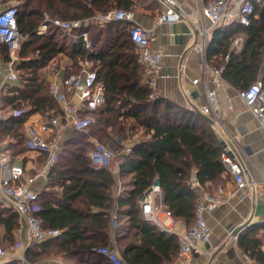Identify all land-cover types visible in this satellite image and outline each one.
<instances>
[{"label":"trees","instance_id":"1","mask_svg":"<svg viewBox=\"0 0 264 264\" xmlns=\"http://www.w3.org/2000/svg\"><path fill=\"white\" fill-rule=\"evenodd\" d=\"M18 1L16 21L22 36L20 54L29 57L14 64L21 84L12 86L1 96L4 106L10 105L13 110L21 111L19 115L10 113L0 118V139L11 137L14 140L9 144L10 150L13 153L25 150L27 137L22 126L29 115L59 111L43 72L59 54L70 60L67 74L76 72L82 60L90 59L97 77L104 84L105 102L90 111L97 116L99 126L88 134L98 142L104 140L113 145L114 139L109 131L116 133L121 140L127 137V129L142 128L144 131V138H136L130 144V150L122 156L117 176L126 177L127 181L124 189L113 197L116 175L106 167L90 166L88 152L92 143L84 132L90 130L95 119L86 131L73 130L72 136L62 144V151L58 152L57 161L37 198L36 214L41 217L43 227L57 228L61 233L27 247L26 256L38 264H54L47 259L52 256H60L74 264H111L95 249L100 245L114 244L129 264L172 263L177 257L178 236L146 219L140 211L139 198L153 183L158 184L164 208L171 216L190 226L199 195L198 189L190 185L192 175L207 191H213L228 178L216 134L195 107L153 94L130 39V22L112 20L92 29L95 23L90 21L71 34L48 23L45 32L38 31L45 15L87 19L114 9L137 11L142 6L157 14L160 4L156 0ZM84 31L92 41L91 52L84 47L81 37ZM239 33L244 36L243 47L231 49V42ZM263 51L264 8L255 4L248 24L234 22L213 29L206 54L209 58L214 56L215 63H220L223 56L229 54L223 78L240 90L257 79L264 83ZM0 59L9 61L3 43H0ZM112 212L117 221L120 216L126 218L125 223L116 221L114 242L109 235L114 220ZM17 221L16 211L0 203V241L3 247L15 243ZM260 227L264 229V222L247 225L238 233L237 243L243 253L264 264V250L261 248L264 231L256 234Z\"/></svg>","mask_w":264,"mask_h":264},{"label":"built area","instance_id":"2","mask_svg":"<svg viewBox=\"0 0 264 264\" xmlns=\"http://www.w3.org/2000/svg\"><path fill=\"white\" fill-rule=\"evenodd\" d=\"M162 5L160 11L152 18L150 25L145 26L135 21V13L132 10L114 9L98 13L89 18L61 19L50 18L45 15L38 27L40 33L45 32L48 23L58 27L62 31L71 34L84 23L95 20L103 25L112 20H124L130 22V39L137 49L138 61L141 64L143 75L157 95V79L161 76L163 53L160 49L151 47L152 40L157 36V28L160 25L185 20L189 22L197 32V42L192 46L198 52L204 70V95L205 102L199 107V111L211 119V125L224 146L221 151V159L228 175L226 185H218L213 191L203 190L198 195L194 210V220L190 226L178 236L177 259L182 264H188L193 254L197 252L199 241L208 242L211 237V228L207 221L216 207L225 203L229 198L244 195L243 192L258 186L264 200V172H260L258 183L246 177L245 157L247 150L236 144L235 140L226 132L218 114L217 90L224 82L223 71L229 54H225L220 63H210L206 58L208 45V33L215 26H228L234 22L248 24L255 4L264 8V0H194L192 8L187 9L178 0H156ZM18 0H8L0 8V43L6 45L8 50V64L14 65L29 56L20 54V38L17 29ZM84 47L91 52L92 41L89 34L81 33ZM92 61L84 59L76 72L67 74L66 69L70 65L55 64L50 62L46 67L52 77L50 89L58 102L59 111L56 114L48 113L43 121L35 127L30 126L29 137L26 140L28 150L45 155L40 169L33 174H27L22 165L14 163L7 153H0V202H5L8 207L16 211L18 215L17 226L14 229L15 244L27 248L47 238H52L61 233L57 228H44L42 219L36 214L38 191L34 188L35 180L41 176L48 177L49 172L57 161L59 143L62 132L71 127L75 130L86 131L94 122L90 111L101 106L105 102V87L97 77L96 70L92 68ZM262 65L264 66V51L262 53ZM61 72H64L62 74ZM8 80H17V72L12 69L5 72L0 69V76ZM198 79H194L196 83ZM207 82L210 85H207ZM244 106L257 119L259 127L264 131V83L257 79L246 88L237 90ZM231 109L232 106H229ZM14 115L21 111L14 109ZM3 116L0 115V118ZM133 138V136H132ZM92 149L88 153L90 166L93 168L106 167L113 173H118L122 156L130 150L125 146L121 153H115L112 149L91 139ZM190 185L198 187L199 182L195 176L191 177ZM200 187V186H199ZM146 193L145 195H143ZM139 198V208L144 217L160 224L156 212L161 207V188L153 183ZM166 213L170 215L169 211ZM115 223V219L114 222ZM234 239L237 234L229 231ZM112 242H114L112 240ZM96 252L108 258L111 264H129L121 256L118 249L110 245L96 247ZM7 254L6 249L0 246V257ZM245 264H261L247 253H243ZM19 259L25 260L23 255ZM178 263V262H177Z\"/></svg>","mask_w":264,"mask_h":264},{"label":"crops","instance_id":"3","mask_svg":"<svg viewBox=\"0 0 264 264\" xmlns=\"http://www.w3.org/2000/svg\"><path fill=\"white\" fill-rule=\"evenodd\" d=\"M178 1L187 9L192 8L194 5V0ZM160 7L162 8L161 4ZM134 13L135 21L145 26L150 25L154 17L147 15V10L144 7L134 11ZM218 26L210 29L208 38L213 29ZM197 36V32L193 26L185 20L167 23L157 28V36L152 40L151 47L153 49L158 48L163 53L161 76L157 79L156 84V90L159 94L172 99L178 104L195 107L199 110V107L205 102L203 87L206 82L204 83V70L200 55L192 48V45L198 40ZM237 36L242 41L241 47L240 45L237 46V40H235L231 43V49L240 50L243 47V34L239 33ZM233 45H236V47ZM206 58L210 63L215 64L214 56L209 58L206 54ZM52 62L56 65L59 63L70 65L69 58L62 54H59L56 61L54 60ZM0 69H3L5 74L12 69L18 72L14 68V65H10L1 59ZM43 72L47 81L50 83L52 77L49 75L47 67L44 68ZM61 73L64 74V72ZM3 76L4 74L0 76V83L3 86L0 87V90L4 94L8 93L12 86L21 84L18 78L12 81ZM194 79H198L196 83H193ZM207 85H210V83L207 82ZM190 90L192 91L191 93ZM217 98L218 114L226 132L233 137L236 144L247 150V156L245 157L246 177L258 183L260 179L259 173L264 172V131L259 127L254 115L242 103L241 98L237 94V89L225 79L222 86L217 90ZM229 106H232V108L230 109ZM12 112L13 109L10 105L4 106L0 96V115L7 116ZM43 119L44 117L40 113L29 115L22 126V130L27 137L26 139L29 137L30 126L35 127ZM209 125L216 134L210 122ZM129 138L128 140L131 144L136 138L140 137L134 133ZM11 142H14L11 137L0 139V153L9 154L12 161L22 165L27 174L36 173L43 164L45 155L30 151L26 146L25 151L13 153L9 148ZM35 156L40 157L42 161L38 160ZM115 175L117 178L116 183H118L120 177L117 176V173ZM192 176L195 175L193 174ZM227 180L228 178L225 180L226 187L230 185H228ZM46 181L47 178L41 176L35 180L33 186L38 193L44 188ZM196 189H198L199 193L205 190L201 185H198ZM243 194H237L229 198L225 203L216 207L210 214H207V221L211 228L210 240L208 242L199 241L197 243L198 251L193 254L188 264H245L247 262L243 257V251L237 243L238 234L237 238L234 239L229 234V231H233L236 226L241 225L249 219L252 221L251 223L264 222V215L261 213L264 210L262 205L264 200L258 186L255 188L251 186ZM258 201L261 203L259 207ZM1 205L8 207L5 202L1 203ZM112 213L114 219L115 213ZM156 217L163 226V228L160 227L161 229L175 233L177 236L189 227L184 220L167 214L162 202L161 207L156 212ZM258 230L260 234L264 231L261 227ZM256 234L259 235V233ZM14 244L3 247L6 249L7 254L0 257V264L6 261L12 262L13 264H38L28 259L26 256L27 248L25 249L22 246L15 247ZM261 248L264 250V239L262 240ZM21 255L25 257V260L19 259ZM58 257L60 259L62 258L60 256ZM170 264L182 263L175 258Z\"/></svg>","mask_w":264,"mask_h":264},{"label":"rangeland","instance_id":"4","mask_svg":"<svg viewBox=\"0 0 264 264\" xmlns=\"http://www.w3.org/2000/svg\"><path fill=\"white\" fill-rule=\"evenodd\" d=\"M6 2H3V1H0V8H2L3 6H4V4H5ZM157 6V5H156ZM142 7H144V6H142ZM146 10H147V15H150V16H154L155 14H156V12L154 13L153 12V9H148V8H146ZM154 11H156V9L154 10ZM157 11H158V9H157ZM92 23H95L94 24V26H92V29H96V27L97 26H102L101 24H99L98 22H96L95 20H93L92 21ZM97 25V26H96ZM235 40H237V46L238 45H240V47H241V44H242V41L240 40V39H238V36H236L235 38H233V40H232V42H234ZM231 42V43H232ZM233 46H235L236 47V45H233ZM136 49V48H135ZM136 52H137V49H136ZM17 78L19 79V76H18V72H17ZM0 87H3V86H1V83H0ZM0 92H1V95L0 96H2V95H4V93H2V90H0ZM3 97V96H2ZM43 115V114H42ZM47 116V114H44L43 115V117H46ZM91 116L95 119V122H94V124H93V126L90 128V130H87L86 132H84V133H86V134H88L90 131H94V130H96L97 129V127L99 126V124H98V121H97V116L95 115H93V114H91ZM73 130L74 129H72L71 127H67L63 132H62V134H61V137H60V139H58V143H59V149H58V152L59 151H62V147H63V145H64V141H66L65 139L66 138H68V137H71L72 136V134H73ZM131 132V133H130ZM133 133H135L137 136H139L140 138H144L143 137V134H144V131H143V129L142 128H139V129H136L135 128V130H133V131H130V130H126L125 131V135L127 134V137L126 138H124L123 140H121L120 138H119V136H117V134L116 133H113V132H111V131H109V134H110V137L112 138V139H114V142H113V145H110L109 143H105L104 142V140H101V141H99V142H103V143H105L106 144V146H109V148L110 149H112L115 153H121L122 152V149H123V147H125V146H130V143H129V140L128 139H130L129 138V136L131 135V134H133ZM124 134V133H123ZM129 135V136H128ZM91 139H95L94 137H92V135L91 134H88L87 135V140L88 141H91ZM125 141V142H124ZM122 142H124V144L122 143ZM63 144V145H62ZM123 144V145H122ZM92 145V147H93V144H91ZM121 145V146H120ZM91 147V148H92ZM90 150L91 149H89V152H90ZM25 151V150H24ZM88 152V153H89ZM38 160H41L42 161V159L40 158V157H37V156H35ZM120 177V176H119ZM126 181H127V178L125 177V178H119V182L118 183H116L115 185H114V187H113V189H112V196L113 197H115L116 195H118L123 189H124V187H125V184H126ZM225 184V181L223 182V183H221V184H218V185H224ZM217 185V186H218ZM113 219V218H112ZM119 220L117 221V218H115V223H113L114 222V220H112V222H111V225H110V227H109V235H110V240L112 239L113 240V237H114V231H115V228H116V225H118V224H120V223H125L126 222V218L125 217H122V216H120V218H118ZM116 221H117V223H116ZM111 233H112V236H111ZM259 234H260V232H258ZM0 246L1 247H3V244H2V242L0 241ZM5 246V245H4ZM48 260H51V261H53V263L54 264H74L73 262H71V261H67V260H64L63 258H59L58 256H52V257H50V258H47Z\"/></svg>","mask_w":264,"mask_h":264},{"label":"water","instance_id":"5","mask_svg":"<svg viewBox=\"0 0 264 264\" xmlns=\"http://www.w3.org/2000/svg\"><path fill=\"white\" fill-rule=\"evenodd\" d=\"M191 92H192V91L190 90V93H191ZM196 111H197L198 113H200L204 119H206L208 122L211 123V119H210L208 116L202 114L198 109H196ZM218 140H219V142H220L221 147L223 148V146H224L223 141H222L220 138H218ZM145 194H146V193H144L143 195H145ZM143 195H142V197H143ZM258 204H259V205H258V207H259V206L261 205V203L258 201ZM262 205H263V207H264V203H263ZM256 212H257V211H256ZM261 213L264 215V210H262ZM251 222H252V221L249 219V220L245 221L244 223H242L241 225L236 226V227L233 229V234H238L243 228H245V227H246L247 225H249V223H251Z\"/></svg>","mask_w":264,"mask_h":264}]
</instances>
